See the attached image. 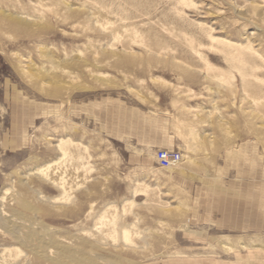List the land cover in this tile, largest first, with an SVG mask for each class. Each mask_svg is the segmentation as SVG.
<instances>
[{"label": "rangeland", "instance_id": "obj_1", "mask_svg": "<svg viewBox=\"0 0 264 264\" xmlns=\"http://www.w3.org/2000/svg\"><path fill=\"white\" fill-rule=\"evenodd\" d=\"M187 1L0 0V196L20 176L57 195L31 170L59 158L62 140L55 170L84 182L76 196L96 184L99 212L140 193L116 207L142 250L120 264H264V0ZM4 12L37 21L19 32ZM209 35L256 55L238 62ZM160 149L179 164L160 167Z\"/></svg>", "mask_w": 264, "mask_h": 264}, {"label": "bare ground", "instance_id": "obj_2", "mask_svg": "<svg viewBox=\"0 0 264 264\" xmlns=\"http://www.w3.org/2000/svg\"><path fill=\"white\" fill-rule=\"evenodd\" d=\"M188 1H190V0H188ZM65 3H63V4H65ZM183 4H185V3H183ZM191 4H189V5L191 6ZM68 8H70V7H68ZM12 13H13V11H12ZM12 13L4 12V14H3V18L6 21L7 26L9 28L16 30V31H19V32L21 31V32L28 34L29 25H31L32 23L37 21L36 18H34V17L31 18V17H27V16H20V15L12 14ZM31 16H33V15H31ZM43 17H41V18H43ZM40 22H41V19H40ZM253 34H254L253 32H250L249 35H253ZM209 39L211 42H217L223 46H226L229 49V56L232 59L236 58V61H238V62L244 61L243 60V54H242L244 52H247L249 57H254L256 55L255 49H253L252 48L253 46H250L249 44L248 45H242V44L232 42L231 40L221 38V37H215L212 35H209ZM152 55H154V54H152ZM259 57H261V55ZM231 58H230V60H232ZM51 62H52V60H51ZM253 68H257V67L256 66L254 67V65H253ZM252 72H253V70H252ZM217 75H220V74H217ZM216 77H218V76H216ZM220 77H221V75H220ZM253 79H254V77H253ZM220 80H222V79H220ZM40 81H41V79H40ZM48 81H51V80H48ZM216 81L220 82L218 80H216ZM251 95H253V94H251ZM253 100L255 101V98H253ZM258 100H260V99H258ZM258 103H259V101H258ZM246 107H248V106H246ZM246 110H248V109H246ZM257 113L259 114V112H257ZM216 120L214 122L218 123L217 125L219 126V129H220L219 131H223V132H224V130L226 131L225 125L227 126L228 124L224 121H221V120L216 121ZM223 120H224V118H223ZM249 120H250V122L252 121L251 119H249ZM208 123H209V119H208ZM217 131H218V129H217ZM213 132L214 131H213L212 124L210 121L209 129L207 131H204L203 136L201 135L200 137H201V139L204 138V139L208 140L207 142H209V144H210V143H212V139H213L212 135L214 134ZM225 133L228 134L227 131ZM223 134H221V135H223ZM190 139H191V137H190ZM196 139H198V138H196ZM196 139H193V140H196ZM196 141H198V140H196ZM194 142H193V144H194ZM63 143L64 142L62 140H60L58 142L57 147L59 150L58 149L57 150L59 151L60 157L57 158V156H56L57 159L55 161H53L52 164L44 165V167L39 166V167L31 170L32 174H35L43 182L49 183L52 186V188H54L58 192L57 195L48 196L47 194L46 195L43 194V192L40 189L33 188L32 185L30 187L27 185V183H23L22 180H19L21 178V176H20L19 179H17L18 177L16 178L18 181L17 182L18 188L16 190H14L13 193L9 194L6 191L2 194V196H0V236H1V238H0V242H1L0 243V264H120L117 260L118 257L122 259L125 255L128 254V252H131V253H138L139 252L140 246L135 242V240L133 238L134 237L133 236L134 235L133 230H131L129 228V225L126 224V222H124L125 220H123L122 222L119 221L117 213H116V211H117L116 207H117V205H120L122 208V211L124 212L126 209L125 208L126 205L131 206V207L138 206L133 198L140 195V193H137L136 190H133L130 199L125 198V199H122L120 202H116V201L105 202L104 201L102 206H101L104 209L102 208L103 211L101 210L99 212V209L95 208L96 207L95 202L97 199L103 198L104 193H99L97 191L98 189L95 190L97 187L96 184H92L89 187L85 186L86 188L81 193V196H76L74 194V192L79 190L81 187H83L82 184L84 182L82 184L76 183L75 182V180L77 181L76 178H74L75 180H73V183L69 182L67 176L64 173H59L58 171L55 170L56 168H60L59 164L62 162V160H64L67 157V152H66V149H65ZM197 144H200V143L196 142V145ZM197 147L199 149V146H197ZM210 150L212 151L211 147H210ZM196 151L194 149V152H196ZM228 158H229V156H228ZM206 159L208 160L209 158H206ZM51 160H49V161H51ZM207 160H206V162H208ZM210 162H212V161H210ZM187 163H189V162H187ZM177 165H175L173 167H176ZM173 167H170V168H173ZM239 171H240V169H239ZM69 176H70V174H69ZM32 182H33V180H32ZM98 187H99V185H98ZM209 188H210V186H209ZM92 190H95L94 194H92ZM206 190H205V192H206ZM26 193L29 194L30 196L25 195ZM221 194L226 198L229 196L227 193H221ZM206 195H207V193H206ZM211 195H212V193H211ZM237 195H241V194H237ZM104 199H105V197H104ZM200 202H202V201H200ZM100 203H102V202H100ZM131 207H130V209H131ZM86 209H87V211H86ZM84 212H85V214H84ZM133 213H134V211H133ZM137 214L138 213L136 212V215ZM83 215L85 216L86 219L92 218L94 220H97L96 222L93 220L95 222L93 230L90 228H81L79 230L78 229L74 230L75 231L74 232V231H71L69 229L64 228L63 225L66 224V222H68L69 218L77 220V219H80ZM84 222H85V220H84ZM132 225H135V224L132 223ZM78 227H76V228H78ZM118 228H120L119 231L117 230ZM137 233L138 232H135V235ZM98 249L102 250V252H104V253L111 252V251H113L114 253H110L113 255L98 254V252H97ZM116 254L118 257L116 256ZM114 256H116L117 258H115Z\"/></svg>", "mask_w": 264, "mask_h": 264}, {"label": "built area", "instance_id": "obj_3", "mask_svg": "<svg viewBox=\"0 0 264 264\" xmlns=\"http://www.w3.org/2000/svg\"><path fill=\"white\" fill-rule=\"evenodd\" d=\"M155 159L162 168H170L177 165L181 160V154L178 151L160 149L155 153Z\"/></svg>", "mask_w": 264, "mask_h": 264}]
</instances>
